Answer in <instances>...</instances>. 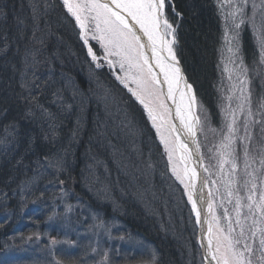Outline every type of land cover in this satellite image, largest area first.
<instances>
[{
	"label": "trees",
	"instance_id": "obj_1",
	"mask_svg": "<svg viewBox=\"0 0 264 264\" xmlns=\"http://www.w3.org/2000/svg\"><path fill=\"white\" fill-rule=\"evenodd\" d=\"M173 1L182 14L180 58L185 73L194 86L208 87L215 74L219 32L212 0ZM69 16L58 0H0V251L33 234L31 227L42 226V219L56 216L41 194L57 199L64 193L83 232L94 219V230H104V237L149 248H136L126 258L121 249L115 258V248L108 247L114 264H201L195 228L193 236L185 228L191 230L193 223L188 205L180 204L183 212L170 203V196L167 200L161 151L140 108L121 99L117 90L111 108L114 102L125 112H119L124 114L121 119L100 114L94 119L99 127L83 113L84 106L93 103L86 94L92 84H84L90 62ZM26 61L34 66L24 65ZM25 67L32 70H26L32 79ZM17 75L31 82L25 84ZM70 78L77 94L66 85ZM109 86L102 83L111 91ZM117 120L124 124L120 127ZM54 158L56 166L46 164ZM147 158L156 162L147 175L156 181L150 189L138 177ZM86 214L94 216L85 221ZM90 247L86 243L80 254L56 255L60 263L78 264Z\"/></svg>",
	"mask_w": 264,
	"mask_h": 264
},
{
	"label": "rangeland",
	"instance_id": "obj_2",
	"mask_svg": "<svg viewBox=\"0 0 264 264\" xmlns=\"http://www.w3.org/2000/svg\"><path fill=\"white\" fill-rule=\"evenodd\" d=\"M58 2L70 15L75 25L77 39L90 62L84 84L90 85V82L92 84L86 94L93 103L86 105V108L84 106L83 113H88L92 124L99 127L100 123L96 124L94 119L100 114H106L107 119V114H116L117 118L121 119L125 112L114 106L117 105L114 102L111 108V100L117 97V90L121 99L127 98L140 108L144 120L153 130L155 141L161 151L163 169L168 179L166 183L163 182L167 188L165 192L167 200L170 196V203L172 200L175 205L183 202L188 205L189 219L193 223L187 221L188 225L191 223V230L189 226L184 227L192 236L193 227L195 228L199 259L201 264H205L199 243L200 227L193 212V198L173 133L170 111L163 91L154 82L141 58L139 44L133 42V47L129 48L121 36V33H128L129 29L124 28L112 16L111 11L94 9L92 0H71L74 6L79 5L77 10L79 21L68 11L64 0ZM99 2L104 3L103 0ZM211 5L219 29L216 35L215 74L212 75L209 86L201 89L189 80L180 58L182 14L173 0H168L167 3V19L176 31V54L186 78L192 85L195 97L198 124L193 146L197 158L194 165H191L192 181L199 173L196 170L199 168L204 191L206 188L208 195L206 203L209 208V236L213 251L217 244L226 246L228 240H239L237 248L242 249L245 243L253 248L250 257L252 264H264V251L259 245L262 235L260 230L264 229V0H212ZM48 6L46 9H49ZM30 11L31 9L28 12ZM89 49L92 50L95 59L89 53ZM26 63L27 61L24 65L34 66L33 62ZM27 69L25 67V72ZM28 72L32 74L31 69H28ZM35 75L38 76L36 73ZM19 76L17 75L18 78L22 77ZM26 77L32 79L27 72ZM80 78L81 76L78 79ZM20 79L24 80L25 84L31 82L28 79ZM70 79L72 80L68 79L70 82L66 85L70 89L73 88V93L77 94L76 82L73 78ZM102 83L111 85L112 87L109 86L111 91L102 87ZM133 92L143 98L145 103L142 104ZM145 104L148 105L147 108ZM97 107L101 113L94 114ZM122 111L123 115H119ZM212 111H215V115ZM125 122L129 124L126 118ZM114 123L121 127L124 121L117 120ZM229 126L233 128L232 132L229 131ZM56 161L54 158L46 164L56 166L53 165L58 164ZM155 163L153 159H148V165L147 163L142 165L143 168L138 174L142 180L139 183L148 182L149 189L156 184L154 179L147 176L149 169L156 167ZM159 167L162 168L161 162ZM41 195L47 197V202L53 206L50 213H55L56 216L49 221L42 219L40 223L42 226L31 227L35 232L30 236L20 237L18 245L7 244L5 246H8L7 249L0 251V264H66L63 261L59 262L55 252L72 256L79 253V249L86 243L92 247L85 251L87 253L82 255L78 262L76 261L78 264H114L115 259L110 256L108 247L110 250L115 248L113 254L115 258L118 257L115 254L121 249L125 258L128 253L136 251V248L139 251L149 249L144 245L137 246L130 240L123 244V241H117L111 234L112 238L105 236V240L104 230H94V219L89 225L90 228L88 227L89 230L83 232L70 212L73 211L70 210L72 208L65 202L64 193H59L57 199L51 198L49 194ZM120 196L125 198L127 194ZM204 199L202 197V202ZM157 207L167 211V206L157 204ZM180 211L184 212L183 209ZM90 216L92 218L94 215L86 214L82 217H86L85 219L89 217L87 220L83 219L88 221L91 220ZM241 229L244 232L243 236ZM253 232L256 233L254 237ZM224 251L225 248L222 247L221 252ZM95 252L100 253L99 260Z\"/></svg>",
	"mask_w": 264,
	"mask_h": 264
},
{
	"label": "bare ground",
	"instance_id": "obj_3",
	"mask_svg": "<svg viewBox=\"0 0 264 264\" xmlns=\"http://www.w3.org/2000/svg\"><path fill=\"white\" fill-rule=\"evenodd\" d=\"M104 3L109 4V8L112 11L118 12L121 17L127 22L129 29L135 32V34L139 37V51L141 58L146 65L147 70L150 72L154 82L157 84L158 87L161 88L163 91L164 97L166 99L167 108L170 111V115H173L174 118V136L176 139V144L178 146V151L181 156V160L184 163L185 168V177L188 182L189 190L192 194V202H193V212L197 217V221L200 227V238L199 243L201 250L203 252V257L205 260V264H217L216 260L212 259L210 254L213 251L212 244H209L210 236V227H209V208L207 206V190L205 188L204 191V184L199 192H195V188L190 187L193 185V181L189 183L188 180L193 179V174L191 173V164L189 163L187 156L188 152L193 151L191 148V142L193 143V139L197 132V124L198 119L196 115V105L194 103H190V97L194 96V91L192 85L189 83L188 79L186 78L185 73L183 72L182 66L179 62V59L176 54V31L175 27L172 26V29L167 34L163 27L160 29V34L163 36V43L157 40L156 42V52H153V45L152 42L149 40L148 36L142 30L141 25L133 19L132 16L128 14V11L123 8H116L115 4L111 3V0H103ZM127 2V0H125ZM167 3L168 0H165V8L163 9L164 18L167 19ZM136 11V9H133ZM168 20V19H167ZM169 22V21H168ZM169 49L171 51L169 52ZM147 61V63H145ZM160 63H163L165 66V70L169 71V76H165V70H162L159 66ZM179 69V76L182 79L179 83H174L172 88V95H169V83L168 79L172 78L173 70ZM191 85V89L189 90L185 85ZM195 98V97H194ZM178 110L183 115L185 121L192 126L191 133L188 132L187 128L184 124L181 123V118L178 116ZM173 126V124H172ZM192 188V189H191ZM193 190V192H192ZM203 192L204 195L203 196ZM196 193L199 194L196 197ZM202 197L204 201L202 202ZM195 205V207H194ZM209 215V217H208Z\"/></svg>",
	"mask_w": 264,
	"mask_h": 264
},
{
	"label": "snow or ice",
	"instance_id": "obj_4",
	"mask_svg": "<svg viewBox=\"0 0 264 264\" xmlns=\"http://www.w3.org/2000/svg\"><path fill=\"white\" fill-rule=\"evenodd\" d=\"M111 3L115 4L116 8H123L128 11V14L136 20L138 24L141 25L142 30L148 36L149 40L152 42L153 45V52H156V42L157 40L163 43V36L160 34V29L163 27L165 30L164 34H167L171 31L172 25L168 22L167 19L164 18L163 9L165 8V0H111ZM64 4L67 6L68 11L71 12L73 15L76 16V19L79 21L80 17L78 15L79 5H73L71 0H64ZM92 7L94 9H105L111 11L112 16L116 18L126 29H129L127 22L120 16L118 12L112 11L109 8V4L100 3L99 0H92ZM136 9V11H133ZM121 36L124 39V42L128 45L129 48L133 47V42L138 43L139 37L135 34V32L129 29L128 33H121ZM130 37V38H129ZM171 49H169V52ZM89 53L92 54V50L89 49ZM93 55V59H95V55ZM147 63V61H145ZM123 66V65H122ZM159 66L162 70H165V66L163 63H160ZM165 76H169V71L165 70ZM182 77L179 76V69L173 70L172 78L168 79L169 83V95H172V88L174 83H179ZM189 90L191 89V85H185ZM133 95H137L133 92ZM137 99L140 100L142 104H144L143 98L137 95ZM195 98L190 97V103H194ZM147 108L148 105L145 104ZM249 114L251 111L249 110ZM149 115H151V110H149ZM178 116L181 118V123L187 128L188 132L191 133L192 126L191 124L187 123L183 117V115L178 110ZM245 130L247 131V125H245ZM229 131L232 132L233 128L229 126ZM226 139H230L226 137ZM251 199V197H249ZM195 207V205H194ZM231 227L229 228V232H231ZM262 235L259 239V245L262 251H264V229L260 230ZM244 235L243 229H241V236ZM253 237L256 235L255 232L252 233ZM211 244V240L209 241ZM240 244L239 240L232 241L228 240V244L226 246L217 244L214 251H211L210 254L213 260H216L217 264H252L251 261V254L253 252V248L249 246V244L245 243L242 249L236 247V245ZM224 247L225 251L221 252V248ZM246 253L248 255H246Z\"/></svg>",
	"mask_w": 264,
	"mask_h": 264
},
{
	"label": "water",
	"instance_id": "obj_5",
	"mask_svg": "<svg viewBox=\"0 0 264 264\" xmlns=\"http://www.w3.org/2000/svg\"><path fill=\"white\" fill-rule=\"evenodd\" d=\"M171 118H172V124H173V128H174V118H173V115L171 114ZM173 133H174V130H173ZM191 148L193 149V151H190V152H188V156H187V158H188V161H189V163L191 164V165H194V162L196 161V158H197V153H196V151H195V147L193 146V143L191 142ZM199 173H197L196 175H195V177H194V181L192 182V179L191 180H189L190 182H192L193 183V185H192V187L194 186V188H195V192H199L200 190H201V188H202V185H203V177H202V174L200 173V170H199V168L198 169H196ZM196 197H198L199 196V194L198 193H196V195H195ZM198 222V221H197ZM198 226H199V223H198ZM199 237H200V235H199ZM202 254H203V252H202Z\"/></svg>",
	"mask_w": 264,
	"mask_h": 264
}]
</instances>
